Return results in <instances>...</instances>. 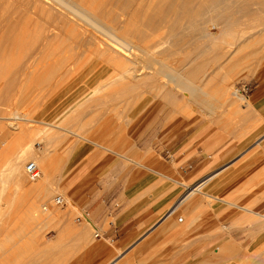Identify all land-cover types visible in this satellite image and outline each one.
Instances as JSON below:
<instances>
[{"label":"rangeland","instance_id":"374dc122","mask_svg":"<svg viewBox=\"0 0 264 264\" xmlns=\"http://www.w3.org/2000/svg\"><path fill=\"white\" fill-rule=\"evenodd\" d=\"M0 1V15H2L0 16V167H3L6 156L12 150V144L18 139L32 140V148L35 153H37L39 146H43L44 139H41L43 135L37 137L34 136V133L44 123L42 125L36 123L35 120L49 123L68 122V126L71 129L77 130L83 135L91 136L82 138L89 141V138H91L92 140L105 142L106 144L111 139L117 140L118 143L121 140L125 142L130 136L132 124L136 125L149 115L152 116L150 118L151 121L169 115L173 113L172 109L174 107L181 110L177 116L181 117L185 124L198 116L212 117L219 122H229L234 119L240 106L245 103V101H242L234 104V107H232L233 104H228V101L224 99L225 95L223 92L228 91L231 93L232 89H235L236 82L241 80L240 75L234 78L231 77V69H248L249 65L247 63L249 62L251 63V69H255L264 59V56H262L263 52L257 51L259 47L257 40L261 35L264 36V0H250L248 3H245L247 0H232L231 2L226 0L229 4L224 1H222L224 3L220 2V4L213 1L210 2L209 0H189L186 6L181 1L170 3L168 2L170 0H166L163 1V4L168 9L166 8L167 10L163 18L159 16L157 10L154 11L149 8L150 5L155 6L159 0H134L131 2L132 4H127V8L123 5L126 9H122L124 13L121 17L122 23L120 26L118 25L119 29L115 33L124 37L129 44L134 43L144 47L145 51H147L145 53L150 56H145L146 58L158 59L165 65L173 67L176 74H184L191 77L194 86L203 88L206 92L208 91L207 99L211 98L208 101H211L212 104L214 103V114H210L195 99L189 98L188 93L181 92L182 98L177 99L174 104H171L164 96L157 95L156 90L145 82L147 76L146 69L138 63H134L135 61L142 62L145 60V57L143 58V56L139 55L127 60L126 66L132 68L129 69V79L127 87L125 86L127 91L122 90L120 93L121 89L117 88L118 91L116 93L118 96H123L118 97V99L117 96H114V98L110 97L111 90L109 88L104 89L103 93L99 94V96L94 95L95 99L91 98L78 109L79 111L77 110L78 113L76 112L69 118L68 114H71L72 110H75L74 108L78 107L81 102L93 97L94 88L96 89L103 80L107 79L113 72V69H117V67L109 65V69H96L93 74L91 69H64L60 63L62 61H66V63L67 61H71V56L74 60L77 57L76 52L80 51L75 46L77 43L76 39H74L73 35L72 37L69 34L70 25L62 23V26L59 19L52 17V21L48 17L43 19L45 15H40L42 16L40 17L39 14H29L30 12L28 11V13L24 7H19V9L21 8L19 10V4L16 8L17 2H15L16 4L14 2L9 4L5 0ZM94 1L93 5L96 8H98L97 6L100 7V11L96 9L97 12H106L107 10L114 13L117 12V8L114 7L115 5H111L109 0ZM107 3H110L108 5H111V8L106 9L108 7ZM11 4L12 6H9ZM101 4L103 5V9H101ZM104 5L107 7L105 8ZM179 6L182 8H178ZM221 7H223V11H221ZM13 9L18 10L16 14ZM120 10L118 9V11ZM197 11L204 14V18L217 12H221L222 14L224 12L223 27L235 34L224 35V37H221L224 39L222 41L220 38L217 39V45L223 47H221L222 50L220 49L219 52L213 51L212 38L199 34L200 32L198 33L200 31L198 29L201 27L207 28L214 34L219 28L205 24V21L202 23L203 19L201 17L198 16L197 18L194 16ZM149 14L155 15L151 22L147 19ZM46 18L51 23L48 20L46 21ZM198 20H201L202 24ZM57 23L60 24L57 25ZM72 24L74 23L72 22ZM196 24L198 26H195ZM45 26H50L52 31L50 32L49 27L47 29ZM48 30L51 33L50 36L47 33ZM175 32H177V38L176 35L174 36ZM45 35H48L50 40L45 38ZM235 39L237 40L235 41ZM225 41L233 43L231 44L232 46L227 42L225 43ZM73 45L75 46L74 49H72ZM44 48L45 50H42ZM28 52L34 55L36 61L34 65L38 66H24L26 64L23 62L28 58V55H31ZM48 62H50V66ZM45 66H49L50 68H46ZM226 75L230 76V79L228 78L226 81H223L222 78L224 76L226 79ZM162 77L158 78L167 81L165 77ZM69 79H71V82L75 81L71 83L72 87L69 86L70 89L65 91V85L70 83V81L68 83ZM169 85L171 87L174 86L171 83L167 86L170 87ZM60 90L66 93L60 92L56 94ZM123 91L127 92V101H130V105L132 104L130 108L122 109L125 107L126 102V96ZM103 95H105V98ZM219 95L224 96L219 97ZM97 97L101 100H97ZM212 97H216L218 100L215 101ZM218 101L220 104L224 102V105H220ZM222 110L226 112H224L225 117L222 116ZM230 113L233 115L231 114L230 116ZM114 133L115 135H113ZM59 136L61 137L58 143L50 150L55 164L59 161L57 158L62 156L58 151L56 154L55 150H63L68 146L70 141L76 138L68 133ZM111 136L116 137L111 138ZM29 161H33L31 156L26 158L21 165L18 190H16L12 182L4 186L0 182V264H35L36 259L42 257L38 255L50 245L54 247V251L52 247L49 249L51 253L49 251L47 253L48 256L46 255L44 258L43 255V259H45L44 264H65L67 257L73 252H75V255L78 253L77 246H75L73 252L66 249L68 244L73 243L71 238L74 227L82 224L84 221L89 222L86 221L89 218L83 215L76 204L69 200L70 198H67L59 183L49 185L50 192L44 197L36 189L30 192L27 191V188L30 189L31 185H36L39 178L31 181L27 177L25 165ZM63 163L64 161L60 165L59 170ZM1 186L3 189H1ZM56 194L64 196L66 205L57 206L53 204L52 199ZM32 203H34L36 210L30 213L28 207ZM43 207H47L46 209L48 210L42 211ZM256 210L262 212L258 213V215L262 218V223H264V203ZM51 211H53V218L49 219L47 214ZM33 213L41 216V220L37 219L36 221ZM77 216L82 217L80 222L77 221ZM46 217L48 218L46 219L47 222L38 221H43ZM66 219H68L70 226L73 228L67 231L64 230L63 232L61 224ZM243 224L249 230L245 232L244 236L242 235V238H245L246 248L251 245L252 249L247 248L245 256L236 261V264H255L256 260V264L262 262L264 264V231L260 235L254 236L252 233L258 230L257 224L247 221ZM89 226L92 228V230L89 229V233L93 241L96 229L93 224ZM262 226V230H264V224ZM259 242H262V244L258 248L253 249ZM59 245L63 246L60 247ZM42 261L39 263L42 264Z\"/></svg>","mask_w":264,"mask_h":264},{"label":"crops","instance_id":"0c3cea01","mask_svg":"<svg viewBox=\"0 0 264 264\" xmlns=\"http://www.w3.org/2000/svg\"><path fill=\"white\" fill-rule=\"evenodd\" d=\"M247 65L230 71L248 92L229 122L198 116L185 124L173 106L169 115L132 124L125 142H102L108 150L60 122L71 132L59 134L76 138L54 149L62 154L57 164L41 137L44 144L36 149L47 156L48 183H59L98 232L90 245L68 244L72 252L79 247L65 264H236L252 249L242 235L249 230L245 221L257 224L254 236L264 231L262 212L255 211L264 203V59L255 69ZM72 228L68 219L61 224L63 232Z\"/></svg>","mask_w":264,"mask_h":264},{"label":"bare ground","instance_id":"6f19581e","mask_svg":"<svg viewBox=\"0 0 264 264\" xmlns=\"http://www.w3.org/2000/svg\"><path fill=\"white\" fill-rule=\"evenodd\" d=\"M5 1H7V3H9V4L11 2H14V3L17 2V4L15 3L16 4V8H17V5L19 4L20 6H18V9H19V7H21V8L24 7L27 12L28 11L30 12V13L28 12L29 14H32V13L35 14V15L39 14V16L40 15H45V16H43V19L45 17H48L52 21V19H51V17H52V18H55V19H59L61 21V25H62V23H66V24L68 23L70 25L69 34L71 36L73 35L74 36V39H76V42L77 43L75 44V46H76L77 50L79 48L80 51L78 50V52H76V56L77 57H75L74 60L71 58L72 56L70 55L71 56L70 57L71 61H67V63H66V61L65 62L62 61V63L59 62L61 64V66L63 65L64 69H91L92 70V74H93V72L96 69H109L108 68L109 65L114 66V67H117V69H113V72L111 73V75L107 79L103 80L99 84V85H102L100 88L94 89V91L92 93L93 96L103 93L102 91L104 89H108V88L111 90V93L109 92L110 93V95H109L110 97H113L114 98V96H117V99H118V97L120 98L121 96H123V95L118 96V94L116 95V93L118 91L117 88L121 89L119 91L120 93H121L122 90H126L125 89V86L127 87V81L129 79V69H132V68H128L126 66L127 60L128 59H132V58H134L136 56H139V55L143 56V58L145 56L146 57H150V56H148L147 53H145L147 51H145V48L144 47H141V46H139L137 44H134V43L129 44L124 37L119 36V35H117L115 33V31L116 32L118 31L119 26L122 23L121 17L124 14L123 13L124 8L125 7L127 8L128 7L127 4H129V3L132 4L131 2H133L134 0H109V2H111V5L112 4L115 5L114 7L117 8V12L118 13L117 12L114 13V12H111V11H108V10L106 12H99L100 11V7L97 6L99 8L98 9V8H96L95 5H93L94 2H95L94 0H5ZM163 1H166V0H159V2L155 6H151L150 5V7H149L150 9H152L154 11L157 10L158 11V14H159V16L161 18H163L165 16L166 10L168 9V7L167 6L165 7V5L163 4L164 3ZM173 1H181L183 3V5L186 6V3L189 0H170L168 2L172 3ZM209 1L210 2L213 1V2H216V3H220L222 1H224V2H227L228 3V1H226V0H209ZM231 1L232 0H229V2H231ZM161 2H162V4H161ZM224 2H222V3H224ZM248 2H250V0H247L245 3H248ZM170 3H169V6L171 7V4ZM12 4L9 5V6H12ZM108 4H110V3H107V5ZM233 4H234V2H233ZM6 5H8V4H6ZM86 5L89 6V7H87ZM105 5H104V7H105ZM111 5H108V7L106 6L107 8L106 7L105 8L106 9L111 8ZM211 5H212V3H211ZM84 6H86V7H84ZM101 6H102L101 9H103V5L102 4H101ZM9 8L11 9V7H9ZM21 8L19 10H21ZM178 8H182V7L179 6ZM207 8H208V5H207ZM221 8H222L221 11H223V7H221ZM96 9L99 10V11L97 12ZM118 9H121L120 10L121 12L118 11ZM175 9H176V7H175ZM14 11H15V14H16V11H18V10L15 9ZM199 11H200V9H199ZM27 12H23V13H27ZM208 12H209V10H208ZM211 14H212V12H211ZM203 15L204 14H201L200 12L197 11L194 16H196L197 18L199 16V17H201L203 19V21H201L202 20L201 19V20H198V22L201 21L203 23L205 21V24H210V25H213V26H217L219 28V30L214 34L212 31H209L207 28L201 27L202 29L201 28L198 29V30H200V31H198V33L200 32L199 34H202V35L204 34V35H206V37L209 36L210 38H212L211 39L212 40L211 43L213 44V51H216V52L218 51L219 52L222 46L217 45V43H216L217 39L220 38L221 41H222L224 39L221 38V37H224V35L229 36V34H235V33L234 32L231 33V31H227L223 27L224 19H225L224 12H223V14L221 12H217V13H215V14H213L211 16L205 17V18H204ZM0 16H2V15H0ZM154 16L155 15H153V14H149L148 17H147L148 21L151 22L154 19ZM205 16H206V14H205ZM40 17H42V16H40ZM47 20L48 19L46 18V21ZM51 21H49V22L51 23ZM64 21H66V22H64ZM72 22L74 24H72ZM201 22H200V24H202ZM59 24L57 23V25H59ZM195 26H198V25L196 24ZM45 27H47V26H45ZM48 27H49V30L51 32L52 29H50V26H48ZM48 27H47V29H48ZM189 28H190V26H189ZM47 29H45V31H47ZM49 30H48L47 33H49ZM174 31H173V33H174ZM177 32H175L174 36L176 35ZM193 33H194V31H193ZM50 35H51V33H49V36ZM47 36L48 35H45V38H48V40H50L49 39V36L48 37ZM177 36L178 35H176V38H177ZM231 36H233V35H231ZM41 37H39V38H41ZM236 40L237 39H235V41ZM226 42L227 41H225V43ZM39 43H41V42H39ZM45 43H44V46H45ZM227 43L230 44V45L233 44V43H229V42H227ZM257 43L259 44V47H258V50L257 51L263 52V55L262 56H264V36L263 35L260 36V38L257 40ZM103 44H104V46H103ZM48 45H50V44H48ZM75 46L73 45V48L72 49H74ZM42 50H45V48L42 49ZM138 52L139 53L141 52V54H139ZM29 53L30 52H28V54ZM30 54L31 55H28V58L23 62L24 64H26L24 66H27V65L28 66L33 65L34 67L35 66H38V65H34V63L36 62L35 61V58H34V55H32V53H30ZM146 57H145V60L144 61H142V62L135 61L134 63H138L140 66H142L144 69H146L147 76H146L145 82L147 84H149L150 86H152L156 90L157 95L164 96L165 98H167L169 100V102L171 104H174L177 99L182 98L181 95H180L181 92L182 93H188L189 98L195 99L199 104H201L203 107H205V109L208 110L210 114H211V112L213 113V110H214V107L215 106H214V103L212 104L211 101L210 102L208 101V100L211 99L210 98V96H211L210 94H209L210 95L209 96L210 99H207L208 98L207 97L208 91L206 92V91L203 90V88H198V87L194 86V83H193L191 77H189L187 75H184V74H178V73L176 74L175 71L173 70V67L165 65L164 63H162L158 59H155V58L154 59L153 58L150 59V58H146ZM37 61H38V58H37ZM48 63H49V66H50V62H48ZM20 65H21V63H20ZM33 66H32V68H33ZM49 66H47V67L50 68ZM169 71H171L172 73L169 72ZM160 76L165 77L167 79V81H163V79H162L163 77L161 78L162 80H160V78H158ZM224 76H225V74H224ZM224 76L222 78L223 81L224 80L226 81L228 78L230 79V76H227L226 75V79H225ZM70 80L71 79L68 80V83H69ZM169 83H171L174 86L171 87L169 85L170 87H168L167 85ZM195 87H196V89H195ZM223 94L225 95V98L224 97L223 98L228 101V104H231V105L233 104L232 107H234V104H238V103H240L242 101H246L245 100V97H243L239 93V91H237L235 89L234 90L232 89V92L231 93H229L228 91H224ZM124 95L126 96V97L124 96L126 98L125 99L126 102H125V107H123L122 109L126 108L127 105L128 106L130 105V101H127L128 100L127 92H124ZM224 95H219V97H222ZM103 96L105 98V95H103ZM216 97H218V96H216ZM216 97L213 98L215 101L218 100ZM100 98H101V96H100ZM100 98L97 97V100H99ZM130 98H131V96H130ZM86 100H84V101H86ZM84 101L81 102L79 104V106L80 105H83ZM86 102H88V101H86ZM123 103H124V101H123ZM218 103H219V101H218ZM221 104L224 105V102H221ZM218 108H220V107H218ZM73 111L74 110H72V112ZM214 112H215V110H214ZM66 124H65V127H64V125H61L60 123H56V124H46V123H44V126L40 127V129H39V127L36 129V132L34 133V136H37V137L39 136L40 137V135L42 134L46 138L45 140H47L46 143L48 145H50V147L52 148L53 142L55 143V141L60 138L59 135L61 134V130H63L64 132H71V131H69V128H71V127L66 128ZM83 125H85V124H83ZM67 126H68V124H67ZM53 129L55 131L52 132ZM57 129L60 132H56V131H58ZM73 132H75V131L73 130ZM57 135L59 136L58 138H57ZM55 137L57 139H55ZM90 142L92 144H94V145L99 146L100 148H103V149L108 150L107 145L103 144L102 142L100 143V142H97L96 140L94 141V139L93 140H90ZM11 147H12V150H11L10 154L8 156H6L3 167H0V182H1V185L4 186L7 183L12 182V184L16 187V190H18L17 187H18V180H20L19 179V173H20L19 171H20L21 165L26 160V158H28L29 156H31V158L33 160L32 162L35 163V165L37 166V170L39 171V175H38L39 178L37 177L38 179L35 178V179L32 180V179H30L27 176L31 181H35L37 179V183L35 182L36 185L35 184H33V186L31 185L30 186L31 188L30 189L27 188V191L30 192V191L36 189V191H38L39 194L42 197L47 196L46 194H49V192H50V189L47 186V185H50L48 183V181H50L49 180L50 177H49V179L47 181V178H48L47 177V172H48L47 166H48V164H47V156H45L46 154H38V153H35L34 150H33V148H32V140L31 141H27L25 139H18L17 141H15L14 144H12ZM44 152L46 153V151H44ZM126 156H122V157L125 158ZM127 157H129V156H127ZM132 161H133V159H132ZM26 165H25V167H26ZM25 172H26V170H25ZM52 180L53 179H51V181ZM55 180H57V179H55ZM46 183H48V184H46ZM1 189H3V187ZM46 208L47 207H43V210L42 209L41 210L42 211L48 210ZM28 209H29L30 213H32L33 211H35L36 210V207H35L34 203L30 204L29 207H28ZM47 215H48L47 217L49 219L53 218V211L49 212ZM33 216H35V220L36 221H37V219H40L41 220V216H39L37 214H34ZM36 216H38V217H36ZM47 217L43 221H40V220H38V221L39 222H45V221L47 222V220H46V219H48ZM86 221H89V222H85L84 221V222H82V224L78 225V228H77V226L74 227V229L72 231V238L71 239L73 241H78L79 240L78 243L79 242H83V243L86 242V245H90L89 244L90 243L89 241H92V239L90 237V233H89L90 231H89V229L92 230V228H90L89 225H92V223H91L90 220H86ZM37 224H38V222H37ZM42 224H44V223H42ZM61 246H63V245H61ZM82 246H83V244L81 243V247ZM52 247L53 246L50 245L49 247H47L46 250H44L42 252L40 251L41 253L38 256H42V257H38V259H36V263L35 264H40L39 262L42 261L43 255H44V258H45V256L47 255L48 251L50 252L49 249H51ZM60 247H58V248H60ZM53 249H54V247L52 248V250ZM39 258H40V261H39ZM44 260L45 259H43L42 264L45 263ZM117 261H119V260H117ZM256 261H255V264H256ZM110 263H112V262H110ZM113 263H114V261H113ZM260 264H263V262L260 263Z\"/></svg>","mask_w":264,"mask_h":264},{"label":"built area","instance_id":"2783aa9c","mask_svg":"<svg viewBox=\"0 0 264 264\" xmlns=\"http://www.w3.org/2000/svg\"><path fill=\"white\" fill-rule=\"evenodd\" d=\"M235 89L238 90L243 96H246L247 92H248V87L246 85H240V84H236L235 85ZM26 174L30 179H35L38 177L39 175V171L37 170V166L35 165L34 162L30 161L29 163H27L26 167ZM52 202L54 205L57 206H64L66 205V200L64 198V196L62 194H56L53 199ZM83 213V212H82ZM84 216H87L86 213H83ZM82 217L81 216H77V221H81ZM94 236H98V232L96 231L94 233Z\"/></svg>","mask_w":264,"mask_h":264}]
</instances>
